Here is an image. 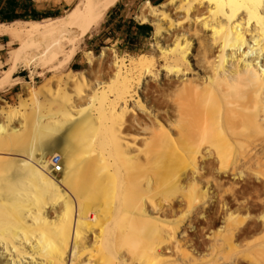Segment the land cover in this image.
<instances>
[{
  "label": "bare ground",
  "instance_id": "1",
  "mask_svg": "<svg viewBox=\"0 0 264 264\" xmlns=\"http://www.w3.org/2000/svg\"><path fill=\"white\" fill-rule=\"evenodd\" d=\"M115 1L94 0L91 7L86 9L88 0H78L68 15L63 18L45 19L43 21L16 20L0 23V37H8L12 41L20 42L18 48L10 51L9 61L11 67L2 73L0 84L4 82L5 76L11 78L14 75L13 69L15 66L17 67V63L24 56L22 53L23 43L29 42V46L33 48L31 51H38V49L42 48L40 44L45 42L50 46H56L60 41L63 42L65 40L69 32L64 30L71 29V25L78 20L77 34L80 33L81 36H78L72 43L71 47L74 49L80 39L99 24ZM176 1L168 0L158 6H152L148 1H145L139 7L135 18L142 25L150 24L153 27V31H151L152 37L159 40L162 32H160L156 18L164 15V7L172 6ZM207 2H209L208 6L212 7H208L210 10L208 8L207 10L211 11L213 9V12L206 14L201 21L204 25L211 28L209 31H212L213 36H211L214 46H217L218 54L221 52V55L217 56L222 59L225 54L227 60L226 58L224 60L227 63L223 60L225 65L222 60H218V65L220 66L217 65L218 67H215V64V66L210 65L212 58L209 63L202 61L201 65L204 68L202 69L207 72V76L204 75V86L208 87L209 85L210 87L211 85V89L208 90L210 99L208 98L207 100L211 102L212 98L215 101V107L218 112H214L218 113V116L223 115L222 117L226 119V123L231 126L232 129H230L232 131L235 129L237 122L243 123L246 118L245 115L253 113V115L256 114L258 116L259 110L262 112L264 110V63L261 64L262 59H264V0H209ZM195 8L194 6L192 10ZM190 9V6L184 8L187 12H190ZM188 17L190 18L189 15ZM190 19L193 20V18ZM183 37L184 35L181 39ZM185 42L186 45L187 43L189 44L186 40ZM182 46L178 43V45L175 44L167 52L165 49L162 50V55L169 60L168 63L172 64L175 71H178V68L182 65L187 67L190 64L187 54L190 46L187 47L189 49ZM41 50L38 52H41ZM28 54L29 51L27 50L26 55L28 56ZM90 54V52H87L86 55L89 61ZM71 56L72 54H69L68 57L70 58ZM214 59L216 58L214 57ZM150 61L146 56L136 60L122 57L116 62L120 65L116 66L119 68L117 74L122 75L124 72L121 69L128 68L137 70L140 77L142 74L149 72L150 69L148 68L150 66L147 65L151 63ZM205 61H207V58ZM221 63L224 65H221ZM80 73L58 76L56 84L51 83L49 85L46 83L38 87H30L27 84L24 86L26 99L20 100L21 102L17 106L0 105V264H96L99 260L96 258V253L94 254L88 245V240L89 235L93 232V223L100 222L102 211L94 204L98 199L102 198L104 200L107 198L109 191H112L113 199H117L118 203L113 205L112 212H110L104 226L100 228V233L96 237L92 233L94 242H104V238L108 236L105 238L107 239L111 235L115 237V240L125 237L127 240L128 237L125 235H128L129 232V234L132 233L129 238L135 234L143 238L139 239L142 243L145 245L147 243L150 244L145 234H139L144 232L140 230L150 229L151 231H157L160 223L164 221L158 215L151 214L152 212L147 203V195L157 185L156 181L158 180L147 173L146 165L156 169L159 164L160 158L157 155L161 151L164 152V149L161 150L159 146L162 141L159 139L160 136L153 135L151 138L153 144H150L152 146L148 147V149L146 146V149L134 148L135 145L133 146L131 142L129 143L124 132L125 121L123 115L127 114L125 112L128 110L127 107H125L127 111L121 108V105L126 104L131 94L129 82L124 79L125 82L123 81L118 90L111 95H106L105 86L101 85L98 89L88 92L83 97L75 92L74 89L77 77H82V73ZM83 80L85 81V79ZM191 83L182 79L176 85L170 83L172 87L180 89L179 92L177 91L179 93L178 99L172 101V106H174L176 113L175 119H173L172 123L170 122V125L179 129L183 139L182 143L188 148H178L181 160L191 164L195 163L197 166L204 161V155H198V148H200L198 146L200 142H203V145L206 142H204V139H196L190 136L193 130L198 129L193 126L196 122H194L192 115L195 112L196 115L198 113L193 107H201L206 102L203 103L204 100L200 102L203 95L198 98L197 91L195 99L194 89L199 84L194 86L193 83L191 86ZM251 85H253L254 90L253 92L249 91V93L246 87L252 88ZM239 86L244 93L246 92L250 95L252 93V100L255 104H252L251 100L249 101V95H246V97L245 95H240L242 90L238 89ZM191 89L194 90L192 91L193 95L190 94L191 91H189L190 95L188 94V90ZM198 89L200 90L201 88ZM231 92H233V95ZM204 93L206 92L202 94ZM239 95L240 98L237 97ZM189 96L194 98L192 103L195 100L193 106L190 105ZM241 96H243V99ZM198 103L201 104L198 105ZM258 105H261L263 110L260 107L257 108ZM203 106L202 109H204ZM199 109L202 114L205 111V115L207 113L206 116L210 115L209 111ZM256 110L258 111L257 113ZM192 111L194 112L192 113ZM201 113H199L200 116L197 118L200 122L204 118V114L202 115ZM216 113L214 114L215 116ZM213 116L211 117L212 121H210L214 122L213 125L215 126L218 123V117L213 118ZM259 116L257 121L251 115V118L248 117L251 121L248 119V122L245 119L244 126L246 125L245 122H251L250 124H252V120H255L254 125L258 123V126L264 128V116ZM259 118L261 119L259 120ZM199 120H196L197 123ZM203 120L206 122L205 125L208 126L207 121ZM204 121L201 124L203 125V131L207 128L208 132V127L204 126ZM210 121L209 123H211ZM242 123L239 125V129L236 127L239 130L238 135L247 129L242 128ZM201 125L198 127H201ZM160 126L162 127L163 125ZM192 126L197 129H193ZM247 126L249 125L247 124ZM261 127H258V130L259 128L261 130ZM200 129L199 131H201ZM252 129L254 130L253 126ZM247 131L250 133L249 129ZM232 133L237 136L236 132L232 131ZM248 133L246 132V134ZM229 143L240 146L241 142L239 138H234L230 139ZM243 145L241 144V146ZM144 154H146L148 159L147 164L142 161ZM53 157H58L61 165V171L58 173L60 176L58 177L52 171ZM244 160L243 158L237 159L227 154L225 156L221 151V154L216 155L213 161L221 163L220 167L226 163V167L218 168L219 170L216 172L217 180L229 183H236L241 180V173L243 172H240L239 166ZM187 165L179 168L180 170L175 178L180 184L186 179L190 178L193 180L201 176L200 168L193 165L194 168H190L191 166ZM169 179H172V177ZM204 181L207 191L208 187L214 190L220 186L219 181H216L214 177L212 179H204ZM220 202L223 214L215 220V225L218 226L217 231L227 232L233 238L235 232L233 228L228 227V221L231 219L232 214L229 209L230 206L239 208L242 204L232 194L227 197L225 195L221 196ZM112 203L114 204V201ZM211 203L212 200L209 199L201 204L202 216L211 206ZM133 231L137 234H133ZM130 239L128 240L130 241ZM128 242H125V247ZM133 242H135V239ZM106 243L107 250L108 245H110L108 244L110 243L108 239ZM135 243H137V240ZM138 244H136V247H139ZM231 245L234 247L232 242ZM123 249L125 248L123 247ZM130 249L128 251L131 252L128 254L132 256V251L134 250ZM138 250L134 252H137L135 256L138 255L136 258L138 263L158 264L161 260L163 261L160 258L161 250L159 247L147 246L141 251L142 253L140 251L138 253ZM114 252H116L115 249ZM102 260L103 264H107V260L104 258ZM116 260L118 261V259Z\"/></svg>",
  "mask_w": 264,
  "mask_h": 264
},
{
  "label": "rangeland",
  "instance_id": "2",
  "mask_svg": "<svg viewBox=\"0 0 264 264\" xmlns=\"http://www.w3.org/2000/svg\"><path fill=\"white\" fill-rule=\"evenodd\" d=\"M77 1L78 0H67L68 5L60 8L52 18L48 19L51 20L55 18L66 17L74 7V5L77 3ZM207 1L209 0H177L172 6L164 7L163 11L166 17L162 15L156 18L157 25L161 30L160 32H162L161 38L159 40L154 39L152 37V32L150 31V34L145 39L141 40L132 37L133 35L131 33L130 38L128 39L126 38V35L131 32V27H133L134 24H140L136 20L135 16L137 15L139 7L145 1L116 0L113 4V6L116 4L115 7L104 15L99 24L91 32L84 35L80 39V41L75 45L74 49H72L71 47L72 43L76 38H78V36H81L80 33L77 34V29L79 26L78 20L71 25V29H63L64 31H69L63 42L60 41L56 46H50L46 42L40 44L42 50L38 49V51L41 50V52L43 53L38 52L37 50L36 51L38 53L36 51H31L33 50V48L29 46V42L23 43L22 53L24 56H22L21 60H19L20 62L17 63V67L15 66V68L13 69L14 76L9 86L2 92H0L1 106H17V104L21 102L20 100L26 99L24 86H26L27 84L30 87H38L46 83L49 85L51 83L56 84L55 82L58 80V76H66L70 73H82H80L82 77H77V80L74 83V89L75 92L83 97L88 92L95 90L96 88L98 89L101 85L105 86V94L111 95L113 92L117 91L121 83L123 81L125 82L126 80L131 85V88L129 90L131 94L126 104L121 105V108L124 110L125 107H127L128 110L127 111L125 109L127 111L125 113L127 114L123 115L125 121L124 132L127 135V140L129 141V143L131 142L133 146L135 145L134 148H145L146 146V148L148 149V147L152 146L150 144H153L151 142V138L153 137V135L156 134L157 137H161H159V139L162 140L161 145L159 146L161 150L164 149V152L161 151V153L157 155L160 158L159 164L157 165L156 169L146 165L147 173L151 175V177L158 180L156 181L157 185L154 186L153 190L147 195V203L152 212L151 214L158 215L159 218H162L164 221L160 223L157 231H151L150 229V231L148 229L140 230L144 232H141L139 234H145V237L150 244L147 243L145 245L144 243H142L140 240L143 238L135 235L134 233L136 232L134 231V235L130 236V238L132 239L131 240L129 238V235H132V233L130 232L131 234H129V232L127 231L128 235L126 234L125 236L128 237L127 240L130 239V241L128 240L129 242L125 239L126 237L119 238L121 241L120 242L119 239H117V241L115 240V237L109 235L113 241L110 239V237L107 238L110 242L108 244L110 245H108V248L106 250L107 239L105 238L108 236L104 238L105 244H103V241L94 242V236L96 237L100 233V228L101 226H104V223L109 217L110 212H112L111 209L113 208V205L118 203L117 199H113L114 195L112 191H109L107 193V198H105L106 200H103L101 198L98 199L94 204V206H97L102 211L100 222H94L92 226L94 227L92 233L93 235H95L93 236L91 233L88 240V245L90 246L94 254L96 253V258L99 260H97L98 262L96 264H103V258L108 261L106 262L107 264L114 263V261V264H141L136 261L138 255L135 256L137 252H134L135 250L137 251L140 248L138 250V253H140L147 246H156L161 250L160 258L163 259V261L161 260L162 262L160 261L158 264H264V128L258 126L257 123L256 125L262 128L261 130L259 128V132L258 127L254 125L255 120L258 121L257 118L260 114L261 116L259 117L264 116V107L262 108L261 105H258L257 108L260 107L263 112L259 110V113L256 110V113L258 112L259 114L258 116L254 114L256 117L253 115V113H249L250 115H245V119H247H244L245 121H248V119L251 118V115L252 118L255 117V120H252L254 124H250L251 122L248 123V121L245 122L246 125L244 126V120L243 123L237 122L236 127H238V129L241 123L243 124L242 128L247 129L243 130L241 128L243 132L242 134L239 133L238 135L239 130L234 127L235 129L232 131L237 133V136H235V134L233 135L231 131V126H229V124L226 123V119L222 117L223 115L218 116V113H216L218 112V109L215 107V101L212 98L211 102L207 100L209 98L208 90L211 89V85L209 87V85L206 83L208 87H206V85L204 86V78L205 76H207V72L203 70V65H201L202 61L204 63H209L212 58L213 62L211 61L210 65H216L215 67H218L220 66L218 65V60H222V62L227 60V56H225V54L222 59L218 57L219 55H221V52L219 51L220 53L218 54V51L216 50L217 46H214L212 38L213 35L211 33L212 31H209L211 28H209V26L207 25H204L201 21L202 17L213 12V9L209 11V8L212 7L208 6L209 2ZM93 2L94 0H88L86 9H89ZM188 6H190L191 8L190 12L184 10V8H188ZM194 6L196 8L192 10ZM207 8L209 10H207ZM188 15L190 16V18H193V20L190 19ZM43 20L45 19L36 21ZM193 32H195L196 34ZM183 35L184 37L186 36L185 39L184 37L181 39ZM185 40L189 42V44L187 43L186 45ZM176 42H178L179 45L181 44V46L186 45V48L190 46V49L187 48L189 49V53L187 51V54L190 64L187 65V67L182 65L183 67L181 66L180 68H178V71H175L172 64L168 63L169 60L162 55V50L165 49V51L167 52V50L172 49L175 44L178 45V43ZM157 44H159V46H157ZM19 46L20 42L18 41H12L8 37H0V77L2 76V73L6 72L11 67L9 61L10 51L18 48ZM160 47L162 48L160 49ZM27 50L29 51L28 56L26 55ZM32 52L34 55L32 54ZM87 52L91 53L90 61L86 56ZM47 53H49L50 55ZM69 54H72L70 58L68 57ZM142 56H146L149 60H151V63H148L147 65L150 66V68H148L150 69L149 72L142 74L139 77L137 70L122 68L121 70L124 73L122 75L117 74V71L119 69L117 67L120 65L116 62L119 59L125 57V59L133 58L136 60ZM214 57L216 59H214ZM206 58L207 61H205ZM224 58H226V60H224ZM262 60L264 61V59ZM263 61H261V64L264 63ZM222 64L223 63H221V65ZM180 78L185 82H192L191 86L193 83L194 86H197L199 84L194 89L195 99L197 97V91L198 98L203 95L200 102L204 100L203 103H209L208 106L205 103L203 104L204 106L201 105V107L198 108H196L195 105L197 104H195V108L193 107V109L198 112L197 115L195 114L196 112L193 113L194 111H192V113L194 114L192 115L194 117V122H196L195 125L193 124V126H196L198 129L194 127L197 130H193L194 128L192 126L193 133H191L193 136L191 134L190 136L196 139H204V142H206L204 143L206 146L202 144L203 142H200L198 146L200 147L198 148V155H204V161H202V163L197 166L195 163L191 164L190 162L181 160L178 153V148L183 149V147H185L182 143L183 139L179 133V129L177 127H173V125H170V122L172 123L173 119H175L176 113L174 110V106H172V101L178 99V92L180 91V89L178 90L174 86L172 87L170 83L176 85V83L178 84V82H180ZM8 79L10 78H8V76H5L4 82ZM83 79H85V81ZM251 86L253 89L249 88V86L248 88L246 87L248 92H253L254 87L253 85ZM197 88L201 89H198V91ZM239 88L240 86L238 87V89ZM243 88L244 90H246L245 87ZM194 90H188V94L190 93L189 91H191L190 94L193 95L192 91ZM203 92L206 93L202 94ZM233 92H231L232 95ZM242 93H244L243 90L241 91L240 95H245V97L246 95H249V101L251 100V103L255 104L252 100V93L251 95L247 94L246 92V94ZM240 95L237 97L240 98ZM241 97L243 99V96ZM192 99L194 98H192L191 96L189 100H191L190 105L193 106L195 100L193 101L194 103H192ZM200 104L201 103H198V105ZM202 106L207 112L209 111V116H206L207 113L205 115V111L203 112L204 115L201 113V110L199 108L202 109ZM213 112L214 114L216 113V116L218 117V123L215 124V126L213 125L214 122H211V117L214 115ZM199 113L204 116V118H202L207 121L208 126L205 125L206 122L203 119H201V122L199 119H197L198 116H200ZM216 116L214 115L213 118H216ZM260 119L261 118H259V120ZM191 120L193 121V119ZM196 120H199V122L197 123ZM249 120L251 121V119ZM203 121L204 126L208 127V132L206 127L205 131H203V125H201L203 124ZM209 121L212 123V125L211 123H209ZM247 124L249 126H247ZM160 125H163L164 127H161ZM197 125H201V127H198ZM250 125L253 126L254 130ZM199 128H201V131H199ZM248 129L250 133H248ZM159 130L160 132L158 133ZM256 130L258 131V133H256ZM245 131L251 137L246 134ZM245 134L246 137L249 136L252 139H250L249 137L246 138ZM234 138H239V141L241 142L240 146L229 143V140ZM172 139H174L175 141ZM228 143L232 145H229ZM241 144L244 145L241 146ZM228 146L230 149L228 148ZM230 146H233L234 148ZM241 147L245 148H243L242 150ZM224 148L226 149V151ZM185 149L188 148L185 147ZM215 149H217L218 151ZM221 151L222 154H225V156L227 154L237 159H245L239 166L240 172L243 173H241L242 179L238 182L229 183L226 181H220L219 179L217 180L216 172L220 168H223V166L224 168L226 167L225 162H223L225 164L222 163L223 166L220 167L221 163L219 164L213 161V158L219 153L221 154ZM147 160L148 159L146 158V154H144L142 157V161L144 162V164H147ZM187 164L189 165V167L191 166L190 168H200L201 176L193 180L190 178V180L186 179L180 184V182H177L175 178L178 175V172L180 170L179 168L184 167ZM55 176L58 177L60 176V174H55ZM171 177L174 180L169 179ZM213 177L216 181H219L220 186L219 188H215L214 190L208 187V192L204 179H212ZM168 180L170 183L168 182ZM230 194H232L233 197L242 204V206L239 208L230 206L229 209L232 214L231 219H229L228 221V227L233 228L235 232L233 238H231L227 232L217 231L218 226L215 225V220L217 219V217L222 216L223 214L220 198L224 195L227 197ZM209 199L212 200L213 204L211 203V206L206 212L203 213L202 216V209L200 206L203 202ZM113 201L114 204L112 203ZM105 203L107 204V206ZM159 205H161L162 207ZM134 239L135 242L137 240V243L133 242ZM125 242H128V244L132 245H128L126 243L127 246L125 247ZM231 242L234 247H232ZM100 243L102 244V246ZM133 244L135 245L133 246ZM136 244H138L139 247H136ZM123 247L126 249V251L125 249H123ZM130 247H132L131 249L134 250L132 251V256L128 254L131 252L128 251ZM114 249L116 252H114ZM108 252L109 254H107ZM116 259L120 261L118 262Z\"/></svg>",
  "mask_w": 264,
  "mask_h": 264
},
{
  "label": "crops",
  "instance_id": "3",
  "mask_svg": "<svg viewBox=\"0 0 264 264\" xmlns=\"http://www.w3.org/2000/svg\"><path fill=\"white\" fill-rule=\"evenodd\" d=\"M148 1L150 4L158 5L166 2L167 0H142ZM68 5L67 0H0V23H7L6 18L13 14L23 16L25 19L17 20H32L30 17L48 19L52 18L54 14L63 6ZM116 5V4H115ZM115 5L111 8L113 9ZM111 9L108 10L111 11ZM109 15V14H108ZM16 21V20H14ZM142 25V24H141ZM149 25V24H146ZM144 28L138 29L131 27V34L135 39H145L147 37ZM14 76V75H13ZM13 76L5 82L0 84V92L9 86Z\"/></svg>",
  "mask_w": 264,
  "mask_h": 264
},
{
  "label": "trees",
  "instance_id": "4",
  "mask_svg": "<svg viewBox=\"0 0 264 264\" xmlns=\"http://www.w3.org/2000/svg\"><path fill=\"white\" fill-rule=\"evenodd\" d=\"M154 5H156V4H154ZM17 19H25V18L23 16L16 15V14H13L12 16L6 18L7 21H14V20H17ZM29 19L41 20L42 18L30 17ZM134 26L138 29V31L141 28H144V30H146L145 32H147L146 33L147 36L150 34V31H152V27L150 25L134 24ZM126 38L127 39L130 38V32H129V34L126 35Z\"/></svg>",
  "mask_w": 264,
  "mask_h": 264
},
{
  "label": "built area",
  "instance_id": "5",
  "mask_svg": "<svg viewBox=\"0 0 264 264\" xmlns=\"http://www.w3.org/2000/svg\"><path fill=\"white\" fill-rule=\"evenodd\" d=\"M52 159V171L58 174L61 171V165L59 163L58 157H53Z\"/></svg>",
  "mask_w": 264,
  "mask_h": 264
}]
</instances>
